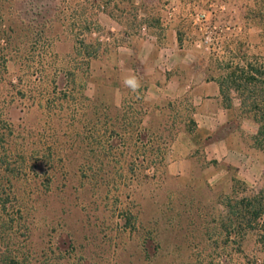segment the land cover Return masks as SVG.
Here are the masks:
<instances>
[{
	"label": "rangeland",
	"instance_id": "1",
	"mask_svg": "<svg viewBox=\"0 0 264 264\" xmlns=\"http://www.w3.org/2000/svg\"><path fill=\"white\" fill-rule=\"evenodd\" d=\"M239 59L264 70V0H0V264H243Z\"/></svg>",
	"mask_w": 264,
	"mask_h": 264
},
{
	"label": "trees",
	"instance_id": "2",
	"mask_svg": "<svg viewBox=\"0 0 264 264\" xmlns=\"http://www.w3.org/2000/svg\"><path fill=\"white\" fill-rule=\"evenodd\" d=\"M224 64L222 67L228 70V73L214 79L220 94L230 102L231 99L226 97L227 92L235 91L240 98L242 107L257 112L259 128L255 139L256 142L264 144V99L258 102V97L256 99L254 97L253 101L249 103L251 95L255 96L257 93L258 86H262L263 90L260 92H263L262 95L264 94V70L261 71L260 67L243 59H239L236 63L229 61ZM258 76L261 77V80L258 79ZM229 204L231 220L229 226H224L225 238L227 240L234 239L239 255L244 254L243 244L249 239L252 249L249 255L243 257L245 260L243 264H264V185L252 196L241 197L234 200L233 204Z\"/></svg>",
	"mask_w": 264,
	"mask_h": 264
},
{
	"label": "crops",
	"instance_id": "3",
	"mask_svg": "<svg viewBox=\"0 0 264 264\" xmlns=\"http://www.w3.org/2000/svg\"><path fill=\"white\" fill-rule=\"evenodd\" d=\"M219 88V87H218ZM219 92H220V90H219Z\"/></svg>",
	"mask_w": 264,
	"mask_h": 264
}]
</instances>
